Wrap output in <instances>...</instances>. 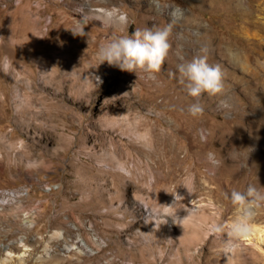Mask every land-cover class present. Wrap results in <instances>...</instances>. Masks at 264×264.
Masks as SVG:
<instances>
[{
	"label": "rangeland",
	"instance_id": "rangeland-1",
	"mask_svg": "<svg viewBox=\"0 0 264 264\" xmlns=\"http://www.w3.org/2000/svg\"><path fill=\"white\" fill-rule=\"evenodd\" d=\"M167 26L159 72L99 65L101 44ZM198 55L225 90L193 116L177 65ZM5 57L0 264H264V231L228 243L226 196L264 187V0H0Z\"/></svg>",
	"mask_w": 264,
	"mask_h": 264
},
{
	"label": "clouds",
	"instance_id": "clouds-1",
	"mask_svg": "<svg viewBox=\"0 0 264 264\" xmlns=\"http://www.w3.org/2000/svg\"><path fill=\"white\" fill-rule=\"evenodd\" d=\"M111 18V17H109ZM120 20L126 17L120 16ZM73 35L84 36L82 28L72 30ZM171 26L164 28L137 29L131 35H122L113 38L107 43L101 44L96 56L99 65L107 62L109 66L117 67L121 71H139L157 73L165 62L170 48ZM203 51V50H202ZM7 57L0 61V68L7 71L9 68ZM98 65V66H99ZM179 83L184 87L187 95L196 102L188 107V112L197 116L203 113V106L199 103L200 97L218 96L225 90V73L219 64H210L206 55L193 56L190 60H182L177 65ZM102 83L99 77H96ZM231 204L237 208L238 215L228 225V243L246 238L251 230V222L255 218L256 210L264 207V187L248 185L243 191L233 188L230 195L226 194ZM174 223L182 224L179 217L172 218ZM165 220L163 223H166ZM224 225L214 224L209 228L210 234H221Z\"/></svg>",
	"mask_w": 264,
	"mask_h": 264
},
{
	"label": "bare ground",
	"instance_id": "bare-ground-1",
	"mask_svg": "<svg viewBox=\"0 0 264 264\" xmlns=\"http://www.w3.org/2000/svg\"><path fill=\"white\" fill-rule=\"evenodd\" d=\"M138 138L139 139H142V140H144V141H146L147 142V144H148V146H151L153 143H152V135L151 134H147V133H145V134H141L140 136H138ZM116 159H118L117 158V156H115V155H112V157H111V161H113V160H116ZM125 164V163H124ZM123 163H121V162H119V166H120V168L123 170V171H125V173H128L129 174V170L125 167V165H124ZM120 169V170H121ZM150 177L151 178H154V175L151 173V175H150ZM23 227L26 229V230H30V228H31V222L29 221V220H26V221H24V223H23ZM263 226H260V225H256V224H251V230L250 231H253V232H255L256 234H259V233H261V232H263L264 230H263ZM80 246H81V250L83 249L84 250V252L86 251H88V246L86 245V243L85 242H82V243H80Z\"/></svg>",
	"mask_w": 264,
	"mask_h": 264
}]
</instances>
